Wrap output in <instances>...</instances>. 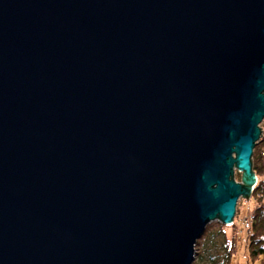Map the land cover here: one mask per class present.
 <instances>
[{"label": "water", "instance_id": "1", "mask_svg": "<svg viewBox=\"0 0 264 264\" xmlns=\"http://www.w3.org/2000/svg\"><path fill=\"white\" fill-rule=\"evenodd\" d=\"M263 121L264 0H0V264H192Z\"/></svg>", "mask_w": 264, "mask_h": 264}, {"label": "trees", "instance_id": "2", "mask_svg": "<svg viewBox=\"0 0 264 264\" xmlns=\"http://www.w3.org/2000/svg\"><path fill=\"white\" fill-rule=\"evenodd\" d=\"M262 137L256 144L252 157V168L258 177L257 184L252 193L254 210L248 221V259L250 264H264V131ZM263 158V160H262ZM262 161V166L259 161ZM259 164V165H258ZM236 176H238L236 174ZM236 209L235 220L227 229L223 226L218 227L217 231L208 225L201 237L195 244V255L192 264H230L236 253V240L238 234ZM233 230V236L230 235ZM229 236L231 238H229Z\"/></svg>", "mask_w": 264, "mask_h": 264}, {"label": "rangeland", "instance_id": "3", "mask_svg": "<svg viewBox=\"0 0 264 264\" xmlns=\"http://www.w3.org/2000/svg\"><path fill=\"white\" fill-rule=\"evenodd\" d=\"M259 128H261V132H262V130L264 131V121L260 124ZM262 160H263V158H262ZM259 164L262 166L261 159L259 161ZM236 174L238 176H236ZM255 176H256V174H255ZM256 178H258V177L256 176ZM235 181L236 182L240 181V174L235 173ZM257 182H258V180L256 181V184H257ZM253 191H254V189H252V193H253ZM252 193H251V195L247 201L243 198H240L237 202L236 209L238 210V214H237L236 220H237L239 231H238V234L236 235L237 236L236 253L234 254L230 264H250L249 259H248V242H249V235H248V230H249L248 223L249 222L248 221L250 220V217L252 216L254 206H255L253 203V199H252ZM235 217H236V215H235ZM235 217H234V220H235ZM208 225H212V227H213L212 229H214L215 231H217L218 227H220V226H223L227 229H230V227L232 226V225L231 226H224L221 223H219L218 221L211 222ZM230 235L233 236V230H230ZM229 238H231V237L229 236Z\"/></svg>", "mask_w": 264, "mask_h": 264}]
</instances>
